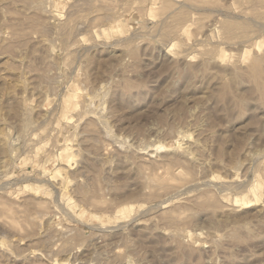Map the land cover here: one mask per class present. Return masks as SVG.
Masks as SVG:
<instances>
[{"label":"rangeland","instance_id":"1","mask_svg":"<svg viewBox=\"0 0 264 264\" xmlns=\"http://www.w3.org/2000/svg\"><path fill=\"white\" fill-rule=\"evenodd\" d=\"M1 1L0 264H264V0Z\"/></svg>","mask_w":264,"mask_h":264},{"label":"bare ground","instance_id":"2","mask_svg":"<svg viewBox=\"0 0 264 264\" xmlns=\"http://www.w3.org/2000/svg\"><path fill=\"white\" fill-rule=\"evenodd\" d=\"M22 1H23V0H22ZM22 1H20V3H21ZM39 1H40V0H39ZM39 1H38V0H31L30 3H31V4H34V3L37 4L38 7H37L35 4H34V5H35L38 9H40L41 11H44V12L47 13L49 10L47 11L48 8L45 7V6H46L45 3H44V5H43L44 0H42L43 2L41 1L42 3H40ZM48 1H49V0H48ZM13 2H15V1L13 0ZM27 2H28V1H27ZM4 3L6 4L7 2H4ZM263 3H264V2H263ZM2 4H3V3H2V1H1V5H2ZM21 4H23V3H21ZM31 4H30L29 6H30V8H33V7H32L33 5L31 6ZM23 5H24V4H23ZM29 6H28V7H29ZM0 7H1L0 10H1L2 7H3V5L0 6ZM23 7H24V6H23ZM36 7H35V8H36ZM45 8H47V9H45ZM34 10H35V9H34ZM1 11H2V10H1ZM1 11H0V12H1ZM0 16H1V14H0ZM23 16H24V15H23ZM23 16H22V17H23ZM32 16H34V17H32V18H35L37 15L35 16V14H34V15H32ZM27 17H28V16H26V19H27ZM39 17H40V16H38V18H39ZM44 17H45V16H44ZM30 18H31V17L29 16V19H28V20H30V22H31V19H30ZM38 18H37V17L35 18V22H36V19H38ZM41 18H42V17H41ZM48 18H49V17H48ZM0 19H1V18H0ZM23 19H24V18H22V20H23ZM1 21L5 22V20H3V19H2ZM6 21H7V22H10V21H8V20H6ZM26 21H27V20H26ZM32 21H33V20H32ZM40 21H41V22H39V21H37V22L41 23V24H39V25L41 26V25H42V19H41ZM23 22L25 23V19H24ZM35 22H33L34 25L37 24V23H35ZM1 23H2V22H1ZM12 23H13V22H12ZM26 23H27V22H26ZM28 23H29V22H28ZM28 23H27V24H28ZM21 24H22V22H21ZM21 24H20V25H21ZM6 25H7V24H6ZM8 25H9V24H8ZM10 25H13V26H14V30H15V25H16V24L14 25V24H11V23H10ZM10 25H9L8 28H11ZM29 25H30V23H29ZM39 25H38V26H39ZM45 25H46V24H45ZM31 26H32V25H31ZM36 26H37V25H35L34 27H36ZM43 26H44V24H43L41 27L43 28ZM168 26H169V25H168ZM3 27H4V25H3ZM5 27H6V26H5ZM5 27H4V28H5ZM46 27H47V26H46ZM46 27H45L44 29H47ZM166 27H167V26H166ZM166 27H165V29H166ZM8 28H7V29H8ZM39 28H40V27H39ZM42 28H41V29H42ZM48 28H49V26H48ZM170 28H171V27H167L168 30H171ZM5 29H6V28H5ZM44 29H43V30H44ZM168 30H167V31L165 30V33H166V34H170V33H167ZM170 32H171V31H170ZM163 33H164V31H163ZM166 34H165L164 36H166ZM47 40H48V39H47ZM47 40H46V38H45V39L42 38L41 41H42V44H44L46 47H47V46L49 47V44H50V43H48L49 40H48V41H47ZM41 41H40V42H41ZM51 46H52V44H51ZM8 47H10V45H9ZM53 48H54V47H53ZM53 48L48 49V50H49V55H50V54L52 55V53H53V51H54ZM11 49H12V48H10V51H11ZM130 50H131V49H130ZM134 50H135V49H134ZM11 52H13V51H11ZM131 53H132V51H131ZM262 53H263V54H257V55L252 56V58H251L250 61H249V65L247 66L248 69H246V71H247V70H248V71H247V72L244 71V72L247 74L246 77H249V79L252 80V82L254 83V86L256 87V89H260L261 86H262V84H263L262 82H264V81L261 82V79H264V78H262V76L264 75V74L262 75V73H263V71H264V70L262 71V65H264V52H262ZM11 55H12V54H11ZM51 55H50L49 57H48V55H47V57H46L47 60H50V59H48V58H50ZM52 58H53V56L51 57V60H52ZM48 62H49V61H48ZM50 62H51V61H50ZM51 63H53V61H52ZM53 64H54V63H53ZM50 66H53V65H50ZM263 67H264V66H263ZM242 72H243V71H242ZM242 72H241V73H242ZM246 74H245V75H246ZM232 76H233L234 79L237 78V77H239V71H238L236 68H235V71L233 72V75H232ZM243 76H244V74H243ZM243 78H245V77H243ZM245 79H246V78H245ZM236 80H237V79H236ZM246 81H247V79H246ZM226 84H227V83H226ZM226 84L222 85V86L219 88V90H217V91H218V93H217L218 95H217V96H219L220 99H221L222 96H224L225 98H226V96H227V98H228V95H227L226 92H230V91H231V90L228 91V89H229L230 87L228 86L229 84H227V85H226ZM250 84H251V83H250ZM126 85H127V84H126ZM130 85H131V84H130ZM132 85H133V84H132ZM263 85H264V84H263ZM251 86H252V85H251ZM128 87H129V86L127 85V89H128ZM130 87H132V86H130ZM130 87H129V88H130ZM45 88H47V87H45ZM45 88L42 89V90H45ZM79 88H80V87H79ZM261 89L263 90V88H261ZM81 90H82V89H81ZM97 90H98V89H97ZM254 90H255V89H254ZM95 91H96V90H95ZM255 91H256V90H255ZM260 91H261V90H260ZM45 92H46V90H45ZM261 92H262V91H261ZM262 93H263V92H262ZM82 94H83V93L80 92L79 90H77V91L75 90L72 94H70V99H69V100L71 101V103L73 104V106H76V107H77V106L79 105V103L81 102L80 100H82L81 97H83V101H84V99H85V102L88 101V102H90V103H88V104L94 105V103L92 104V102H91L92 99H93V97L88 96L89 94H87V93H86L87 96H83ZM86 94H84V95H86ZM92 94H93V93H92ZM122 94H123V93H122ZM223 94H226V95H223ZM260 94H261V93H260ZM90 95H91V94H90ZM100 95H101V94H100ZM230 95H231V94H230ZM230 95H229V96H230ZM262 95H264V94H262ZM262 95H260L261 98H264V96L262 97ZM98 96H99V94H98ZM78 97L81 98V99L79 100ZM102 97H103V96H102ZM222 98H223V97H222ZM227 98H226V99H227ZM232 98L235 100V102H237V103L239 102V100H238V101L236 100V99H238V97H236V99H235L234 97H232ZM226 99H223V101L226 100ZM233 99H232V102L234 101ZM94 100H95V97H94ZM96 100H97V99H96ZM99 100H100V99H99ZM228 100H230V99H228ZM261 100H262V99H261ZM85 102H84V103H85ZM235 102H233V104H234ZM81 103H82V102H81ZM81 103H80V104H81ZM240 103H241V102H240ZM242 103H243V102H242ZM238 105H239V104H237V106H238ZM241 105H242V104H241ZM88 106H89V105H88ZM16 107H17V106H16ZM16 107H15V108H16ZM82 107H83V106H82ZM86 107H87V105H86ZM91 107H92V106H90V108H88V109H91ZM239 107H240V105H239ZM242 107H243V105H242ZM25 109H26V111H25ZM25 109H23L25 112L23 111L22 114H21L22 117H21L20 125H19V126L21 127V129H22V128H23V129L26 128V126H27L28 124L31 123V121H30L31 119L29 118L30 115L28 114L29 112H28V110H27L28 108L25 107ZM98 109H99V108H98ZM98 109H97V110H98ZM83 110H84V109H83ZM85 110H86V109H85ZM93 110H94V109L92 108V111H93ZM99 110H101V109H99ZM99 110H98V111H99ZM88 111H89V110H88ZM98 111L95 112V113L97 114V116H99ZM101 111H102V112H101V116H100L99 118H103V117H102L103 110H101ZM27 112H28V113H27ZM84 112H85V111H84ZM30 114H31V113H30ZM103 116H104V118H106L105 115H103ZM68 117H69V116H68ZM96 120H97V119H96ZM96 120H95V121H96ZM104 120H105V121L101 120V122H102L103 124L106 123V119H104ZM98 121H100V120L98 119ZM107 122H108V121H107ZM97 123L99 124V122H96V124H97ZM103 124H101V126H102ZM106 124H107V123H106ZM28 126H29V125H28ZM28 126H27V127H28ZM98 126H100V125H98ZM104 128H105V127L103 126V129H104ZM106 128L109 129V127H107V126H106ZM106 128H105V130H106ZM95 130H97V129H95ZM92 131H93V130H92ZM109 131H110V129H109ZM96 132H98V131H96ZM105 132H107V131H105ZM110 132H111V131H110ZM181 132H182V131H181ZM93 133H94V132H92V135L95 136L96 133H94V134H93ZM111 134H114V133L112 132ZM111 134H110V135H111ZM179 134H180V133H179ZM110 135H109V136H110ZM184 135H185L184 133H181V136H180V137L182 138ZM96 137H97V136H96ZM110 137L113 138L114 136L111 135ZM117 137H118V136H117ZM117 137H116V138H117ZM120 137H121V135H120ZM8 138H9V137H8V134H7L6 132H2V130L0 129V140H1V147H0V150H1V151H0V152H1L2 156H3V158H6V157L9 155ZM121 138H122V137H121ZM92 139L94 140V138H92ZM113 139H114V138H113ZM96 141H97V140H96ZM98 141H99V140H98ZM196 145H197V144H196ZM183 149H184V148H183ZM182 151H184V153H185V151H187V149H186V150H182ZM180 152H181V151H180ZM181 153L184 154L183 152H181ZM2 162H3V159L1 160V163H2ZM166 164H167V163H166ZM166 168H167V167H166ZM139 169H141V168L139 167ZM139 169H138V171H140ZM168 169H170V166H169V165H168ZM168 169H167V170H168ZM140 172H141V171H140ZM95 175H96V174H95ZM95 175H94V176H95ZM154 175H155L156 177H159V176H157L156 174H154ZM93 178H94V177H93ZM99 178H100V177H99ZM153 178H154V177H153ZM94 179H96V178H94ZM94 179H92V181H94ZM151 179H152V177H151ZM147 180H148V179H147ZM98 181H99V184H100L101 180L98 179ZM155 181H156V182L159 181V178H157V180H155ZM90 183H91V185L93 186L94 182H93V184H92V182H90ZM95 184H96V182H95ZM91 185H88V188H89V186H91ZM96 185H97V184H96ZM92 186H91V187H92ZM94 186H95V185H94ZM98 186H99V185H98ZM79 187H80V186H79ZM86 188H87V186H85V189H86ZM88 188H87V190H81V189H80V192H79V193H80V197L84 198L85 201H86V198H88L89 191H90L91 189H93V188H91V189L89 188L90 190L88 191ZM94 188H95L94 190L97 189L96 186H95ZM94 190H93V191H94ZM95 192H96V191H94V193H95ZM92 193H93V192H92ZM77 194H78V193H77ZM90 194H91V192H90ZM78 197H79V196H78ZM89 197H90V196H89ZM88 199H89V198H88ZM90 199H91V197H90ZM92 199H93V198H92ZM82 201H84V200H82ZM87 201H88V200H87ZM235 201H238V199H235ZM202 202H203V201H202ZM202 202H201V203H202ZM204 202H205V201H204ZM201 203H200V204H201ZM207 204H209V203L207 202ZM203 205H204V204H203ZM205 205H206V204H205ZM211 205H212V204H209V207H210ZM201 206H202V205H201ZM201 206H200V207H201ZM202 207H203V206H202ZM202 207H201V208H202ZM206 207H207V205L205 206V208H206ZM203 208H204V207H203ZM163 214H164V213H163ZM166 215H168V214H166ZM162 217H163V216H162ZM164 218H165V217H164ZM164 218H163V219H164ZM168 218H170V217H168ZM168 218H167V219H168ZM165 220H166V218H165ZM167 221H171V220H167ZM172 221H174V220L172 219ZM176 221H178V220H176ZM239 226L242 227L241 225H239ZM245 227H246V226L244 225V228H245ZM235 229L238 230L239 228H236V227H235ZM240 229H241V228H240ZM247 229H248V228H247ZM235 233H236V232H234V234H235ZM175 235H177V236H176V238H177V237H178V234H175ZM179 236H180V235H179ZM126 241H128V240L126 239ZM128 242H129V241H128ZM128 242H127L128 245H130V244L132 245L131 242H130V243H128ZM125 245H126V244H125ZM126 246H127V245H126ZM130 247H131V246H130Z\"/></svg>","mask_w":264,"mask_h":264}]
</instances>
